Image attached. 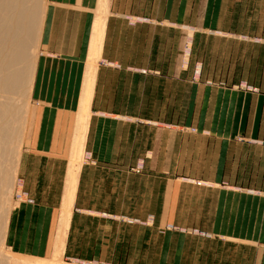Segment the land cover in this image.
I'll return each mask as SVG.
<instances>
[{
  "label": "crops",
  "instance_id": "obj_1",
  "mask_svg": "<svg viewBox=\"0 0 264 264\" xmlns=\"http://www.w3.org/2000/svg\"><path fill=\"white\" fill-rule=\"evenodd\" d=\"M46 1L11 238L53 249L82 138L67 259L264 264V0Z\"/></svg>",
  "mask_w": 264,
  "mask_h": 264
},
{
  "label": "bare ground",
  "instance_id": "obj_2",
  "mask_svg": "<svg viewBox=\"0 0 264 264\" xmlns=\"http://www.w3.org/2000/svg\"><path fill=\"white\" fill-rule=\"evenodd\" d=\"M43 2L45 3V1ZM101 3L104 2L101 1ZM98 7V14H96L97 17L95 18L93 26V35L90 41L91 46H89L90 51L88 50V79L86 80L87 87L85 88L87 90L85 96L86 102L87 99L91 98L89 95L92 92L90 88L91 81L93 80L92 73H94L93 70L95 69L94 66L98 59V54L100 56V43H102V31L105 23L103 20L105 18L104 15L106 10H104V6L102 5L97 6V8ZM44 8L46 7L45 5L43 7L41 0H0V241L2 239V243L4 239L3 237L5 236H3V234H5L4 229L7 227L9 211L11 208L8 201V195L11 194L10 182H12L10 181L11 162L13 160L14 163V160H16L17 167L24 136L23 133H21V131H23L22 129H24L23 127L25 123V120L24 123H22L23 118H25L23 116L28 113L26 112V108L29 107L25 106L27 100L25 103L20 102V100L26 96H28V98L30 96L34 63L37 55V51L36 53H34L35 51L31 53V48L40 37L39 34L44 19ZM88 107H85L86 110ZM80 113L81 112H79V114ZM85 116H82L84 117L82 120H85L86 118L87 120L89 119V117L85 118ZM80 125L83 126V124ZM83 130L80 131L83 132ZM83 134H86V132ZM77 135L78 137L79 135L84 136L81 133H77L76 136ZM83 138H85V136ZM76 141L74 145L77 143L78 145L75 146L77 148L75 149L74 147L73 154L69 160L70 169L65 183L66 187L64 196L63 199L61 198L62 203L58 213V235L55 240L51 258L25 260V257L19 258L18 256L8 253L9 251L4 252L2 245L0 246V264H80L77 262L67 263L61 260L63 253V239L71 216L76 189V175L80 169V161L83 160L81 158L83 157L84 148L82 147L83 144H79L82 141V138L79 142ZM15 173L16 172L13 174Z\"/></svg>",
  "mask_w": 264,
  "mask_h": 264
},
{
  "label": "rangeland",
  "instance_id": "obj_3",
  "mask_svg": "<svg viewBox=\"0 0 264 264\" xmlns=\"http://www.w3.org/2000/svg\"><path fill=\"white\" fill-rule=\"evenodd\" d=\"M43 1H45L47 3L46 0H41V2L43 3V7L46 3H44ZM41 32V30H40ZM40 36V34H39ZM40 39V38H39ZM39 41L38 40L35 45L32 46L31 48V53L34 52L36 53L38 47L39 46ZM37 45V46H36ZM35 48V49H34ZM27 100V102H26ZM20 102L22 103H25V106H29L26 108V115L23 116L25 118H23V122L24 123V120H25V123H24V129H22L23 131H21V133H23V143L21 145V148L25 142V139H26V132H27V126H28V118L29 117V113L31 111V102H30V98H28V96L22 98L20 100ZM28 104V105H27ZM28 109V111H27ZM25 114V113H24ZM26 125V127H25ZM21 148H20V151H21ZM20 155V154H19ZM17 157H18V154H17ZM13 167V168H12ZM16 167V160H14V163H13V160L11 162V168H10V176H11V180L12 182H10V193L8 195V201H9V204H10V211H9V219L11 218V215L14 211V219L16 218V209L18 210L19 206L21 205L20 203L24 200H25V197L23 196V194L21 193L20 189H19V184H18V180H17V176H16V173L13 174L14 172H17V167ZM12 169V170H11ZM14 177V178H13ZM12 187V188H11ZM13 189V190H12ZM14 203V204H13ZM9 219H8V224H7V227H5L4 231H5V234H3V243H2V239L0 241L1 245H3L2 249L4 250V252H8L10 254H13L15 256H18L19 258H24L25 257V260L26 259H30V260H41V259H49L51 258L52 256V252H53V249H51L50 247H48V249L44 250V251H40V249L38 247H35L34 246H31V244L29 245V243L26 245V241H28L27 237H26V229H25V224L21 222V215L19 214L18 215V219H17V222H16V226H17V231H14V239L11 238V235H10V225H9ZM1 238H2V235H1ZM5 248V249H4ZM54 248V247H53ZM7 250V251H6ZM22 256V257H21ZM61 260L63 262H67V263H74V262H77V263H80V264H105V263H97V262H79V261H73V260H69L67 259L63 253H62V256H61Z\"/></svg>",
  "mask_w": 264,
  "mask_h": 264
}]
</instances>
